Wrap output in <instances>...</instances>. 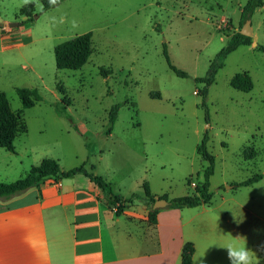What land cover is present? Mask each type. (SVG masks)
Segmentation results:
<instances>
[{"label": "rangeland", "instance_id": "1", "mask_svg": "<svg viewBox=\"0 0 264 264\" xmlns=\"http://www.w3.org/2000/svg\"><path fill=\"white\" fill-rule=\"evenodd\" d=\"M246 1L63 0L43 11L38 0H0V24H29L42 40L32 62L42 79L34 84L16 79L21 87L33 86L41 100L23 109L26 132L13 143L16 153L1 158L10 168L0 180L22 178L44 158L57 160L65 170L85 162L87 170L132 203L144 196L143 182L151 193L171 200L192 191L187 178L192 182L202 176L206 162L196 148L207 133V150L215 159L213 202L224 197L228 205L247 203L264 218V182L233 187L254 174L264 175V53L257 50L264 46V7L250 18L251 45L226 57L204 106L195 94L202 84L194 82L240 32ZM30 2L37 16L26 21L18 11ZM87 32L92 33V53L86 64L57 70L54 46ZM164 46L170 63L187 77L169 69ZM101 69L110 72L102 75ZM244 71L253 81L249 92L229 85L235 73ZM11 76L15 80L16 73ZM15 88L0 85L10 107L20 110ZM115 105L116 121L108 134V113ZM252 264H264V247Z\"/></svg>", "mask_w": 264, "mask_h": 264}, {"label": "crops", "instance_id": "2", "mask_svg": "<svg viewBox=\"0 0 264 264\" xmlns=\"http://www.w3.org/2000/svg\"><path fill=\"white\" fill-rule=\"evenodd\" d=\"M1 25L0 85L22 88L16 84L20 79H31L33 84L41 80L38 64L32 63L41 38L29 24ZM5 152L10 153L0 148V173L10 168L1 161ZM54 180L0 198V264H180L186 242L194 246L193 264H230L229 246L246 249L251 259L264 247V218L247 203L228 205L221 197L219 202L211 199L208 205L191 208L167 205L150 223L148 212L154 208L145 196L117 216L115 207L102 201L101 191L87 177L78 174L58 184ZM262 182L264 177L252 185ZM150 194L155 200L164 196Z\"/></svg>", "mask_w": 264, "mask_h": 264}, {"label": "trees", "instance_id": "3", "mask_svg": "<svg viewBox=\"0 0 264 264\" xmlns=\"http://www.w3.org/2000/svg\"><path fill=\"white\" fill-rule=\"evenodd\" d=\"M42 5V10H48L63 0H38ZM264 7V0H247L240 10V25L242 26L246 20H250L251 16L256 9ZM18 14L25 17L26 21L33 20L37 14L35 13L34 3L30 2L22 6ZM20 25V24H19ZM0 27L2 25L0 24ZM92 33L87 32L81 35L71 37L53 48L54 61L57 70H78L84 64H86L89 56L92 53ZM252 39L250 36L242 35L240 32L234 33L226 43L220 48V50L209 61L207 70L202 77L194 78L195 83L202 84L195 94L200 95L202 102L201 106H204L206 96L208 94L209 87L215 82V76L217 72L224 66L226 57L235 51L239 46H250ZM257 50L264 53V46L258 45ZM163 55L167 62L169 69L178 77H187L186 72L177 69L173 66L168 58L166 47H163ZM110 70L101 69L100 73L106 75ZM229 85L241 92H249L253 88V81L248 72L235 73L230 81ZM56 89L64 95L63 88L57 83ZM15 93L21 101L22 109L13 110L10 107L9 100L5 93L0 92V148L16 153L14 147L15 139L26 132V125L22 115L23 109L32 107L36 102L41 100L40 95L36 89L30 88H15ZM152 98H159V96H153ZM61 101L65 104L67 100L65 96L61 98ZM119 105L113 106L108 113V129L110 134L113 124L116 121L117 109ZM208 135L205 133L196 148L197 155L206 162V166L203 168L202 176H195V186L190 193L184 196L173 198L168 201V207L172 209L191 208L200 205H208L211 203L212 192L210 191V177L214 173L215 159L214 156L207 150ZM253 152L249 153L252 155ZM253 157V155L251 156ZM85 162L71 169L62 171L57 160L44 158L40 161L39 165L29 168L24 177L19 178L13 182L4 183L0 182V198L9 199L13 196L19 195L26 190L37 187L40 183L47 179L54 178L55 180H61L69 178L78 174L87 177L90 181L94 182L96 187L102 193V201L112 207H115V214L121 215L126 205L132 203L131 199H125L118 195H115L112 191L111 185L101 176L95 175L92 171H88L85 167ZM93 170V166H91ZM264 175L257 173L252 175L246 180L238 183H234L233 187H247L253 183L258 182ZM191 177L186 179V184L191 185ZM144 196L149 199V202L153 204L155 199L151 196L149 186L146 182L142 184ZM161 198L166 199L165 196ZM158 209H151L148 212V221L154 223L156 221V213ZM194 253V246L190 242H186L181 249L180 264H193L192 257Z\"/></svg>", "mask_w": 264, "mask_h": 264}, {"label": "clouds", "instance_id": "4", "mask_svg": "<svg viewBox=\"0 0 264 264\" xmlns=\"http://www.w3.org/2000/svg\"><path fill=\"white\" fill-rule=\"evenodd\" d=\"M230 264H252L250 253L244 248H234L229 246L227 249Z\"/></svg>", "mask_w": 264, "mask_h": 264}, {"label": "water", "instance_id": "5", "mask_svg": "<svg viewBox=\"0 0 264 264\" xmlns=\"http://www.w3.org/2000/svg\"><path fill=\"white\" fill-rule=\"evenodd\" d=\"M18 25H19L18 23H9L8 24L9 27H17ZM240 33L242 35H245V36L251 35L250 20H246L243 23L242 28L240 30ZM167 205H168V202L166 199L159 198V199L155 200V202L153 203V208L159 209V208H162V207L167 206Z\"/></svg>", "mask_w": 264, "mask_h": 264}, {"label": "built area", "instance_id": "6", "mask_svg": "<svg viewBox=\"0 0 264 264\" xmlns=\"http://www.w3.org/2000/svg\"><path fill=\"white\" fill-rule=\"evenodd\" d=\"M53 184H58L59 183V180H54L52 181ZM191 186L194 187L195 186V183H191Z\"/></svg>", "mask_w": 264, "mask_h": 264}]
</instances>
